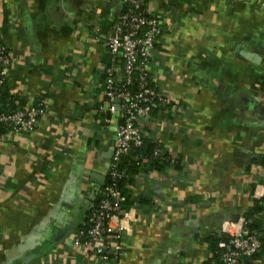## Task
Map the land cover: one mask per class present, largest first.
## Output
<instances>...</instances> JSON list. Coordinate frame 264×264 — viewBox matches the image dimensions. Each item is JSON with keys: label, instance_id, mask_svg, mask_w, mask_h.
I'll return each instance as SVG.
<instances>
[{"label": "crops", "instance_id": "obj_1", "mask_svg": "<svg viewBox=\"0 0 264 264\" xmlns=\"http://www.w3.org/2000/svg\"><path fill=\"white\" fill-rule=\"evenodd\" d=\"M148 4L161 25L151 76L178 102L140 125L178 164L131 176L133 205L113 221L125 256L106 262L73 230L42 249L108 175L115 124L96 106L122 0H0L5 88L15 107H45L31 133L0 138V264H207L206 239L264 197V0Z\"/></svg>", "mask_w": 264, "mask_h": 264}, {"label": "built area", "instance_id": "obj_2", "mask_svg": "<svg viewBox=\"0 0 264 264\" xmlns=\"http://www.w3.org/2000/svg\"><path fill=\"white\" fill-rule=\"evenodd\" d=\"M145 1L122 0V5L125 4L127 8L119 14L112 34L104 43V55L111 56V62L100 65V87L103 91L96 111L105 115L107 125L111 122L115 124L108 170L112 183L105 185L104 181L100 189L101 198L89 218L92 227L87 235L81 230H74L70 236L73 243L90 244L94 255L106 262L125 256L120 232L123 226L113 225V221L127 216L119 205L122 197L116 186V179L120 176L116 167L133 148L143 145L145 137L140 121L151 117L152 108L156 104L165 106L178 102L161 93L155 85L152 86L151 63L160 39L161 25L152 15L148 1ZM11 65V51L0 40V85L6 80ZM134 83L138 85L136 91L133 89ZM43 112L34 105L12 113H0V122L10 126L9 133L29 134ZM166 154L159 146L154 152L156 156ZM233 227L234 230H231ZM222 229L229 236V241L219 243V247L227 248L221 257V264H242L243 259L251 258L259 251L261 241L258 233L247 228L245 219L237 223H223Z\"/></svg>", "mask_w": 264, "mask_h": 264}, {"label": "trees", "instance_id": "obj_3", "mask_svg": "<svg viewBox=\"0 0 264 264\" xmlns=\"http://www.w3.org/2000/svg\"><path fill=\"white\" fill-rule=\"evenodd\" d=\"M149 1V0H146ZM145 1V3H146ZM143 4V8L146 7V4ZM127 6L125 4L122 5V10L125 11ZM161 33V32H160ZM160 36V34H159ZM103 62L105 64H109L111 62V56L105 55L103 58ZM151 84V82H150ZM6 80L0 85V113H12L17 109H21L20 107L14 106V97L10 93L7 92L6 88ZM137 83H134L133 89L136 91L138 89ZM152 86L154 84L152 83ZM155 87V86H154ZM264 90V83L262 85ZM102 92L103 89L101 88ZM162 105L156 104L152 108V112L154 109H158ZM167 106V105H166ZM35 107L40 110H44L43 101L39 100ZM98 108V105L97 107ZM151 112V114H152ZM105 115L103 113L98 114V119L102 125H106L104 122ZM10 130V126L5 122H0V138L2 135L8 133ZM158 147L157 144L149 142L144 139V143L141 147H136L131 150L129 155L122 157L121 161L117 165V171L120 173V176L116 179V186L121 192L122 200L119 202L120 209L122 211L128 210L133 205V199L131 198L130 192H127V185H134L135 181L131 176L138 172H150L153 170H162L165 169L167 165H177L178 161L172 159L167 154L165 156H156L154 152ZM58 153V152H57ZM264 164V161L262 162ZM122 174V175H121ZM111 179L107 175L105 180V185L111 184ZM100 196L98 194L96 200H94V206L86 211V216L84 219L78 223L74 230H81L87 235L88 230L92 227V223L89 221V218L97 207L98 202L100 200ZM246 226L249 230L257 232L261 241V246L258 252H256L251 258L243 259L242 264H253L256 259L264 257V197L259 200H253V206L248 214L245 215ZM73 230V231H74ZM86 238V236H85ZM209 250L210 257L207 260V264L214 262L216 264H221V257L227 248L219 247L220 242L228 243L229 236L222 235L218 236H210L206 239Z\"/></svg>", "mask_w": 264, "mask_h": 264}, {"label": "water", "instance_id": "obj_4", "mask_svg": "<svg viewBox=\"0 0 264 264\" xmlns=\"http://www.w3.org/2000/svg\"><path fill=\"white\" fill-rule=\"evenodd\" d=\"M246 54V53H243ZM106 180L105 177L102 178H95L92 179L93 182L98 183L101 185V187L104 184V181ZM101 189V188H100ZM98 191H96V194H98ZM94 200L95 197L92 198V203L90 204V207L92 208L94 206ZM86 209H82L78 212L77 216L75 219H73L71 221V223L63 228V229H58V231L55 233V235L48 241V243L43 247L42 252L48 250L50 247H52L56 242H59L60 240H62L63 238H65L66 236L69 235V233L74 230L76 228V226L78 225V223H80L81 218H84L86 216Z\"/></svg>", "mask_w": 264, "mask_h": 264}]
</instances>
